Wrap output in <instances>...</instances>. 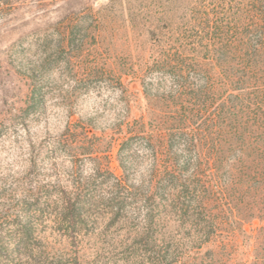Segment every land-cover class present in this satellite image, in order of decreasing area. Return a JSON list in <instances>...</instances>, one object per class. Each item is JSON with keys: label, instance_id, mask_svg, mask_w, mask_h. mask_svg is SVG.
I'll return each instance as SVG.
<instances>
[{"label": "trees", "instance_id": "1", "mask_svg": "<svg viewBox=\"0 0 264 264\" xmlns=\"http://www.w3.org/2000/svg\"><path fill=\"white\" fill-rule=\"evenodd\" d=\"M106 9L122 35L91 10L61 45L121 108L70 113L46 156L30 146L21 190L0 191V264H264V0ZM29 90L0 100L2 121L45 117Z\"/></svg>", "mask_w": 264, "mask_h": 264}, {"label": "rangeland", "instance_id": "2", "mask_svg": "<svg viewBox=\"0 0 264 264\" xmlns=\"http://www.w3.org/2000/svg\"><path fill=\"white\" fill-rule=\"evenodd\" d=\"M121 1L126 3V0H0V100H25L30 95V85L38 83L44 87L48 105L45 117L29 127L0 118L3 129L0 191L9 198L16 197L21 190L30 146L36 151L41 149L42 156H46L70 113L76 117L97 115L109 123L120 110L119 94L112 84L96 74L88 76L90 65L76 66L61 44L65 43L70 22L87 19L91 10L112 15L110 29L122 35L125 27L119 9L114 14L106 9L110 4L120 8ZM112 166L121 174L116 148ZM10 225L14 227L15 223L11 221ZM247 228L251 230L252 225Z\"/></svg>", "mask_w": 264, "mask_h": 264}]
</instances>
